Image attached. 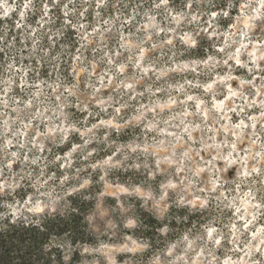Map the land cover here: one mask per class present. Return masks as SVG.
I'll return each instance as SVG.
<instances>
[{
    "label": "clouds",
    "instance_id": "9594fccd",
    "mask_svg": "<svg viewBox=\"0 0 264 264\" xmlns=\"http://www.w3.org/2000/svg\"><path fill=\"white\" fill-rule=\"evenodd\" d=\"M257 224L264 0H0L8 264H264Z\"/></svg>",
    "mask_w": 264,
    "mask_h": 264
},
{
    "label": "rangeland",
    "instance_id": "374dc122",
    "mask_svg": "<svg viewBox=\"0 0 264 264\" xmlns=\"http://www.w3.org/2000/svg\"><path fill=\"white\" fill-rule=\"evenodd\" d=\"M117 13H115L114 11L112 12V15H116ZM14 17H15V14H13ZM235 15V13H234ZM107 18V17H105ZM89 19L91 20V17H89ZM74 31V30H73ZM128 32V29L126 28L125 29V33ZM231 63V62H230ZM241 73L240 72H236V73H233V75H240ZM190 78V77H189ZM259 81H260V77L259 75L256 77V82H257V85H259ZM236 81H233L230 85V87H232L233 89L236 88ZM254 92L258 91V89H253ZM227 95V93H226ZM247 98V96H246ZM215 103H218V104H221V105H226L228 103V101L226 99H224V97H220V98H213ZM251 99L253 100H256V101H259L260 97L259 96H252ZM188 103L191 105L193 102L192 101H188ZM241 103V101L237 98L234 100V105H239ZM196 105H197V108H199L201 106V103L200 101H196ZM191 109H189L190 111ZM207 108L204 109V115L206 116L207 115ZM220 111H224V108L222 107L220 109ZM248 113H249V118L251 117H255V116H258L259 115V111L257 110H254V109H247ZM239 112V108L236 109V111H230L228 112V117H229V120L232 121L233 124H240L241 122H243L245 125H247L249 123V119H244L243 117H241L240 115H238L237 113ZM223 123L227 124L228 123V120H225L223 121ZM257 127H259V125H257ZM225 135H227V133H225ZM235 133H232V139L233 141L235 140ZM221 139V137L219 135H217V140ZM242 148H247L248 147V143H247V140L244 142V144L242 146H240ZM201 155L203 156L204 153H201ZM241 155H246V153H244L243 151H241ZM246 190V189H245ZM249 227H251V225H249ZM257 228L259 227H264V224H257L256 225Z\"/></svg>",
    "mask_w": 264,
    "mask_h": 264
},
{
    "label": "trees",
    "instance_id": "16d2710c",
    "mask_svg": "<svg viewBox=\"0 0 264 264\" xmlns=\"http://www.w3.org/2000/svg\"><path fill=\"white\" fill-rule=\"evenodd\" d=\"M16 238L23 244L25 240L29 239V235L27 232H22L17 234ZM31 238L35 240V235L33 234ZM11 240L12 237H9L7 240L0 238V264H8L10 253L16 247L15 244L11 243Z\"/></svg>",
    "mask_w": 264,
    "mask_h": 264
}]
</instances>
